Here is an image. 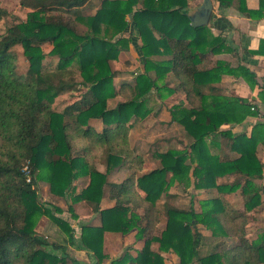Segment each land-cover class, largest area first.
Returning a JSON list of instances; mask_svg holds the SVG:
<instances>
[{
  "label": "trees",
  "instance_id": "16d2710c",
  "mask_svg": "<svg viewBox=\"0 0 264 264\" xmlns=\"http://www.w3.org/2000/svg\"><path fill=\"white\" fill-rule=\"evenodd\" d=\"M190 1L21 0L25 18L0 35V264L74 262L54 252H65L66 245L48 248L37 234L39 217L47 215L75 245V232L56 215L58 208L40 201L38 180L49 183L53 196L70 195L99 216L98 225L82 224L80 236L97 264L109 258L106 232H134V242L143 243L133 248L136 254L128 246L110 264H166L163 253L171 251L180 264H264V232L252 239L246 230L251 213L264 207V185L257 182L264 179L258 156L264 121L253 124L250 134L236 133V125L261 111L253 99L225 95L220 86L224 75L241 77L252 88L259 78L245 64L211 58L235 49L211 23L191 22ZM214 1L247 18H264V0L257 8L247 0ZM4 5L0 0V21L9 13ZM77 23L87 29L80 31ZM131 24L138 30L144 71L117 83L112 66L135 43L123 35ZM18 45L28 63L25 72L17 67ZM250 53L264 55V38ZM259 93L264 103L263 87ZM164 110L183 134L156 137L147 149L134 142L139 125ZM148 152L159 164L145 171ZM118 170L124 177L110 179ZM81 175L89 182L72 196ZM191 185L208 195L198 200L200 209L194 202L189 208L174 203L175 190ZM237 192L243 209L232 205ZM106 194L116 203L102 209ZM198 224L222 240L206 254Z\"/></svg>",
  "mask_w": 264,
  "mask_h": 264
},
{
  "label": "rangeland",
  "instance_id": "374dc122",
  "mask_svg": "<svg viewBox=\"0 0 264 264\" xmlns=\"http://www.w3.org/2000/svg\"><path fill=\"white\" fill-rule=\"evenodd\" d=\"M203 2V0H193L190 1V7L193 9L197 6H199L201 3ZM3 4H5L4 6L7 8V10L9 11V13L0 21V35L4 33V31L6 30V28L10 25H13L17 20H22L25 18L26 16V12L28 11V9L23 8L21 6V0H3ZM78 29L81 31L83 28V26L80 23H77ZM125 34L127 35H131L133 36L136 40L135 43L134 41L131 44V49L130 51L126 52L123 57H121L118 60H115V62H113V69L118 71V75L116 77V82L119 83L122 80H131V77L134 76L135 72L136 73H140L144 71V65L141 62V53H140V49L137 43V39H138V30L135 29L133 27V25L131 24L129 26V28L127 29V31H125ZM48 48V47H47ZM14 50L17 52L18 54V63H17V67L19 69V71L21 72H25L28 68V63L27 60L23 54V48L21 46H17L14 48ZM213 59V57H211ZM228 87H225V89H227ZM178 95V94H177ZM122 97H118L115 98L114 100L111 101L110 105L114 106L117 102V100H120ZM66 98L62 97L60 99H58V103H57V107L58 108H63L64 106V100ZM174 100L172 99H168L167 103H172ZM151 106L153 105V103L148 102V105ZM157 104L153 107L156 108ZM169 112L167 110H164L160 116H158L157 118H150L149 120H147L146 122H142L139 127L137 128V130L135 131L134 135H133V140L134 142H136L137 144H139L141 147H143L144 149H147V147L149 146V144L151 143V141L156 138V137H161V136H167V137H171V136H181L183 134V128L181 125L178 124H169ZM213 151H217L216 149ZM259 154L261 155V157L264 159V149H260ZM145 157L147 159V164H146V168L145 171L150 170L151 168H154L156 166H158L159 162L157 160V158L154 157V155L150 152L145 153ZM98 168L101 171H104V166L97 164ZM192 173V171H191ZM124 177V172L122 170H118L114 173H112L109 178L110 179H115V180H121ZM89 182V178H87L86 176H79L75 181H74V187L75 190L74 192H72V196H76L77 194H79L83 188H85L87 186ZM260 184L264 185V179H260L257 181ZM178 194L177 199H175L174 203L179 206V207H184V208H189V206L191 205L192 202H194L195 206L200 209V203H199V199L203 200L205 198L208 197V195H205L204 192H200V191H195L193 190V186L191 185L190 187L186 188V189H179L177 188L175 190ZM38 193H39V198L41 202L47 203L50 206L56 207L58 208V212H56L57 216L62 217L65 219L66 222L69 223V225L71 226V228H73V230H75V228L78 226L79 228L81 227L82 224L88 222V221H92V218H89V215H87L88 212L92 211V208L86 204V202L83 201H73L71 197H69L70 195H68L66 198L64 197H59V196H53L51 190H50V185L46 180H38ZM141 196H144V192H140ZM193 196V197H192ZM231 202L234 208L237 209H243V197L242 195L237 192L236 194H233L231 196ZM81 203V208L77 209L76 205ZM72 208V210H71ZM76 209L78 210V213L76 212ZM140 211H142V209H140ZM82 213V215L79 217V215ZM94 216H93V221H94ZM230 225L232 224V222H228ZM165 221L163 220L161 223V226H164ZM77 225V226H76ZM55 226L59 229H61L59 226H57V224L55 222H53V220L51 218H49L47 215H42L39 217L37 225H36V231L37 234L44 238L47 241V246H49L48 248H51V244L52 243H59L57 242V240L54 241V239L58 238V231L59 229H55ZM76 226V227H75ZM198 229L202 232V234L205 236V241L206 243L203 245L202 248V253L206 254L208 252H210L212 249H215V246L219 243L222 242L221 238L216 237L215 235L211 234L210 231L203 225V224H198ZM246 230H247V236L249 238L252 239H256L258 238L259 235H261L264 232V207L259 209V211H253L251 213V217L248 221V223L246 224ZM61 231H63L61 229ZM75 235H76V231H74ZM64 233L66 234V238L68 237L67 233L64 231ZM129 235H133L134 236V232H132ZM127 235V236H129ZM127 236H122L121 239H112L110 240V242L112 243V245H114V249L116 251H114L115 254H119L118 257H120L123 253L124 250L129 246L130 251L132 254H135L136 251L133 250L134 249H140V248H135L134 247V241L133 243H127L126 244V237ZM80 236H78L77 234V241L79 242V238ZM134 238V237H133ZM68 240V239H67ZM117 240V241H116ZM81 241V239H80ZM120 241V242H119ZM77 242V243H78ZM114 242V243H113ZM236 242V241H234ZM233 239L229 240V243H233ZM77 243L75 241V245L72 244L71 246L75 249H81V245L79 244L77 246ZM138 243V242H137ZM60 249L54 250V252L56 254H58L59 256H69L70 258H72L74 260V262H68V264H91L93 262H97V257L95 256V252L91 251L89 252V249L86 248V250L88 251L85 254H83V256L85 255V257L92 259V261L89 263L87 261H82L80 259H78L76 257V255L74 254L75 251L71 250L70 252H60L58 251ZM108 248L105 249V245H104V251L107 253V255L110 257V254L107 252ZM91 253V254H90ZM82 254H80L81 256ZM164 257L166 258V264H180V259L179 257L174 254L172 251L171 252H166L163 253ZM116 257V258H118ZM115 259V258H114ZM108 261H102L101 264H110V262ZM96 264V263H95Z\"/></svg>",
  "mask_w": 264,
  "mask_h": 264
},
{
  "label": "crops",
  "instance_id": "0c3cea01",
  "mask_svg": "<svg viewBox=\"0 0 264 264\" xmlns=\"http://www.w3.org/2000/svg\"><path fill=\"white\" fill-rule=\"evenodd\" d=\"M212 1L214 4V9L210 19V23L213 25V30L216 34L223 33V35L227 36L228 41L235 49L234 53H222L214 56L213 59L224 58L228 60L230 63H232V65H237L238 63L245 64L253 71H255L259 78L260 83L254 88H252L243 78L234 77L232 75H224L220 84L221 91L223 94L228 96L239 95L253 99L254 103L259 107L261 111L260 117L256 119L253 118L249 119L248 121L242 123L241 125H236L234 127L236 133L247 132L248 134H250L253 124H255L256 122L264 121V103L259 97L260 90L262 89V87L264 88V55L257 53H250L251 50H256L259 48L260 39L264 38V18L260 20H253L242 15L235 7H220L215 3L214 0ZM247 2L249 7L251 8H257L259 6V0H247ZM82 26L84 29H82L81 31H85L87 28L84 25ZM123 35L131 36L128 34L126 35L125 33ZM125 53H123V55ZM123 55L121 57H123ZM136 74L137 73L135 72L134 76ZM134 76L131 77V80L133 79ZM131 80H122V81H131ZM225 87L228 88L225 89ZM260 149H264V146L259 145L258 147V156L262 160V162H264V159L259 154ZM115 203H116L115 199L111 198L109 195L106 194L101 199L100 207L102 209H109L114 207ZM80 204L81 203L76 205L77 209L81 208ZM77 209L76 212L78 213ZM81 215L82 213L79 215V217ZM87 215H89L90 219L92 218V221H88L86 223L98 225L100 224V222H102L100 221L99 216L95 215L94 212L92 211L88 212ZM93 216L95 218L94 221H93ZM55 229H59V228L55 226ZM74 231H76V235H74V241H76L77 243L78 242L76 239L77 234L78 236H81L82 229L81 227L79 228L77 226ZM57 233L59 237L54 239V241L57 240L59 244L66 245L67 249L65 252H70L71 250H74L75 251L74 254L78 259L82 261H87L88 263L89 261L90 262L92 261V259L89 260V258L85 257L86 253L88 252L85 247L81 246L82 247L81 249H75L76 247L73 248L70 242L67 240L68 237L66 238V234L64 233V231H61V229H59ZM121 237H122L121 235L112 232L105 233L104 245H105V249L108 248L107 252L110 254V257L105 259L104 261L110 262L114 258L118 257L119 254L114 253V251L116 250L114 249V245H112L110 240L121 239ZM133 237H134L133 235L127 236L126 244L133 243L134 241ZM79 244L81 245L80 239L79 242L77 243V246ZM142 246H143L142 242H138L134 244L135 248H140ZM58 251L63 253L62 250H58ZM89 252L91 251L89 250ZM80 254L82 255L80 256ZM83 254L85 255L83 256ZM95 263L97 264V262H94V264ZM91 264H93V262Z\"/></svg>",
  "mask_w": 264,
  "mask_h": 264
},
{
  "label": "water",
  "instance_id": "95a60500",
  "mask_svg": "<svg viewBox=\"0 0 264 264\" xmlns=\"http://www.w3.org/2000/svg\"><path fill=\"white\" fill-rule=\"evenodd\" d=\"M213 9V1L204 0L199 6L191 9L188 16L195 26H204L210 23Z\"/></svg>",
  "mask_w": 264,
  "mask_h": 264
},
{
  "label": "built area",
  "instance_id": "2783aa9c",
  "mask_svg": "<svg viewBox=\"0 0 264 264\" xmlns=\"http://www.w3.org/2000/svg\"><path fill=\"white\" fill-rule=\"evenodd\" d=\"M23 171H25V173L28 174L29 171H30V170H29V166L26 165V166L24 167ZM27 180L30 181V178L28 177Z\"/></svg>",
  "mask_w": 264,
  "mask_h": 264
}]
</instances>
